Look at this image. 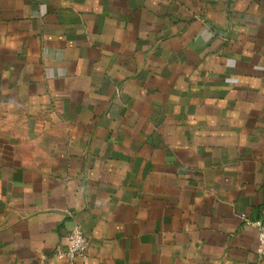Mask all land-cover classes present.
Returning a JSON list of instances; mask_svg holds the SVG:
<instances>
[{
	"label": "crops",
	"instance_id": "obj_1",
	"mask_svg": "<svg viewBox=\"0 0 264 264\" xmlns=\"http://www.w3.org/2000/svg\"><path fill=\"white\" fill-rule=\"evenodd\" d=\"M264 0H0V264H254ZM264 264V257L259 260Z\"/></svg>",
	"mask_w": 264,
	"mask_h": 264
},
{
	"label": "built area",
	"instance_id": "obj_2",
	"mask_svg": "<svg viewBox=\"0 0 264 264\" xmlns=\"http://www.w3.org/2000/svg\"><path fill=\"white\" fill-rule=\"evenodd\" d=\"M241 218L247 225H253L257 229V246L255 249L257 260L254 264H259V260L264 257V218L251 221L244 214H241ZM87 248V237L78 225H74L66 234L63 247L57 248L55 253L57 256H64L67 259V264H73L76 258L86 256Z\"/></svg>",
	"mask_w": 264,
	"mask_h": 264
}]
</instances>
